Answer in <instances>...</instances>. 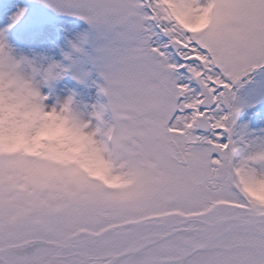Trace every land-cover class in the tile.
I'll list each match as a JSON object with an SVG mask.
<instances>
[{"label": "snow or ice", "instance_id": "6c2138e0", "mask_svg": "<svg viewBox=\"0 0 264 264\" xmlns=\"http://www.w3.org/2000/svg\"><path fill=\"white\" fill-rule=\"evenodd\" d=\"M52 16L86 25L60 61L10 45ZM93 74L105 103L59 94ZM25 81L99 172L0 159V264H264V0H2L0 88Z\"/></svg>", "mask_w": 264, "mask_h": 264}, {"label": "clouds", "instance_id": "9594fccd", "mask_svg": "<svg viewBox=\"0 0 264 264\" xmlns=\"http://www.w3.org/2000/svg\"><path fill=\"white\" fill-rule=\"evenodd\" d=\"M15 90L21 95L22 102L6 107L0 114V152L37 159L58 156L86 143L65 122L62 107L52 109L46 105V97L38 88L29 91L25 81ZM259 196L264 199V191Z\"/></svg>", "mask_w": 264, "mask_h": 264}, {"label": "rangeland", "instance_id": "374dc122", "mask_svg": "<svg viewBox=\"0 0 264 264\" xmlns=\"http://www.w3.org/2000/svg\"><path fill=\"white\" fill-rule=\"evenodd\" d=\"M51 16V13H49ZM52 23L55 26L54 31L46 38L37 41L34 45H20L14 39H10L9 43L14 49L21 50L24 54L32 52L36 55L50 57L52 60L59 61L61 52L68 51V40L82 31L81 22L72 18L52 16ZM56 38V41L54 39ZM96 80L93 75L84 83L79 84L78 88L73 86L68 78H65L61 84V96L71 91L75 93L77 106L84 110L87 106L102 103V100L96 93ZM16 88H0V114L5 108H10L22 102V97ZM79 158H84V162H80ZM0 159L7 161L12 167L23 169L30 163L41 164L46 167H55L57 165L76 164L84 167L86 170L96 173L98 165L95 160L87 155L85 144L79 149L69 148L64 153L53 157H40L37 159H28L23 154H11L0 152Z\"/></svg>", "mask_w": 264, "mask_h": 264}]
</instances>
